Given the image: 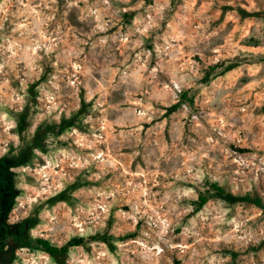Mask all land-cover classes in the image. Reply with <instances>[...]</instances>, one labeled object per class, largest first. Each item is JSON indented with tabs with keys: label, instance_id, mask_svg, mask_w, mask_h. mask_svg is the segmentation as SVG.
Masks as SVG:
<instances>
[{
	"label": "clouds",
	"instance_id": "clouds-1",
	"mask_svg": "<svg viewBox=\"0 0 264 264\" xmlns=\"http://www.w3.org/2000/svg\"><path fill=\"white\" fill-rule=\"evenodd\" d=\"M227 2L254 18L241 39L256 47L213 27L212 0H0L7 223L38 221L28 244L9 237L13 264H264V211L247 199L264 204V0Z\"/></svg>",
	"mask_w": 264,
	"mask_h": 264
},
{
	"label": "rangeland",
	"instance_id": "rangeland-1",
	"mask_svg": "<svg viewBox=\"0 0 264 264\" xmlns=\"http://www.w3.org/2000/svg\"><path fill=\"white\" fill-rule=\"evenodd\" d=\"M133 2L135 3V0H133ZM209 2V0H197V9H199L200 7H202L203 5L207 4ZM240 3H243L244 0H239ZM213 6L210 9V12L213 14H216L218 16V19L216 20V22L214 23L213 27H220V26H224V31L226 36H230L232 37V43L247 49V48H253L256 47L258 45L257 41H247V40H242L241 39V29L244 27V22L250 19H254L252 17H249L247 14H245L243 12V9L240 7H232L227 0H212ZM229 13H238L239 17H232L229 18ZM197 59H199L197 57ZM264 59V58H262ZM240 66V62L239 61H235V62H231V63H227V62H222L221 64L216 65L213 69L212 72L216 71V68H220L222 69L219 72V75L221 76H233L236 74V70L239 68ZM212 72L208 73V76H206V79H208L211 75ZM262 72V77H264V69L261 70ZM241 83H248V81L246 79H243L240 81ZM259 92H257V96H259ZM255 98V97H254ZM171 115V113H168V115H166L164 117V119H168L169 116ZM20 121L22 122V127H23V121L26 119L25 115H20L19 117ZM39 142V139H38ZM122 155H125L122 153ZM121 164L125 165L124 168V172H132L133 175L136 174V168L140 167L139 165L135 164L131 159H127V160H121L120 161ZM29 164V159L26 163L19 165L17 167H22L25 165ZM35 165H33L34 167ZM62 171V169L58 166L54 169L55 173H60ZM29 183L35 185V180L34 179H30ZM68 197L67 196H60L56 199L53 200H49L48 203L49 205H52L54 203H57L60 200H67ZM248 200L251 201V204L255 207L260 209L261 211H264V204H262L261 200L259 198L255 199V200H251V197L247 198ZM127 210V209H125ZM12 215V212L10 214V216ZM33 221L37 222V220L32 219ZM35 226V225H34ZM138 232H131L129 233V235L127 237H121V239H135L137 238ZM107 238V237H105ZM109 250L110 251H115V248L111 245H109ZM85 253L90 254V249H88L87 247L84 248ZM233 257L235 258V253H233ZM16 259V258H15ZM13 264V263H12ZM57 264H63V260L62 259H58L57 260ZM176 264H179V262H176Z\"/></svg>",
	"mask_w": 264,
	"mask_h": 264
},
{
	"label": "trees",
	"instance_id": "trees-1",
	"mask_svg": "<svg viewBox=\"0 0 264 264\" xmlns=\"http://www.w3.org/2000/svg\"><path fill=\"white\" fill-rule=\"evenodd\" d=\"M22 129L23 127L21 122L20 130ZM29 155L30 154L28 152H25L23 153L21 159H13L11 162V166L17 167L26 163L29 159ZM14 177L15 174L9 171V164L5 163L3 159H0V264H12L16 258V248L9 244V237H11L16 242V246H20L21 244H28V238L23 235V223H28L32 225L37 224V222L33 221L32 219H29L26 222H22L15 228H13L7 223L15 204V197L18 194L16 188L14 187ZM5 193H7V195H5ZM101 239L106 240L107 238L104 237ZM80 244L81 241L75 239L70 242L71 246H76ZM6 245L9 246V252H5ZM36 246L42 247L44 250L50 251L53 256L62 257L63 255V253H61L57 249L50 248L49 242L46 240L37 241Z\"/></svg>",
	"mask_w": 264,
	"mask_h": 264
}]
</instances>
